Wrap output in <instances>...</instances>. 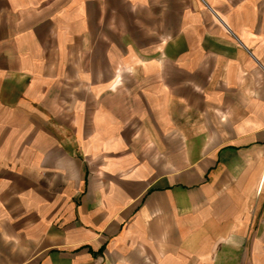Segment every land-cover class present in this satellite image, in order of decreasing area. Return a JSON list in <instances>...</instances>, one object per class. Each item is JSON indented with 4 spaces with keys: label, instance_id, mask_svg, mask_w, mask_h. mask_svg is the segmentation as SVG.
<instances>
[{
    "label": "crops",
    "instance_id": "0c3cea01",
    "mask_svg": "<svg viewBox=\"0 0 264 264\" xmlns=\"http://www.w3.org/2000/svg\"><path fill=\"white\" fill-rule=\"evenodd\" d=\"M0 264H264V0H0Z\"/></svg>",
    "mask_w": 264,
    "mask_h": 264
}]
</instances>
